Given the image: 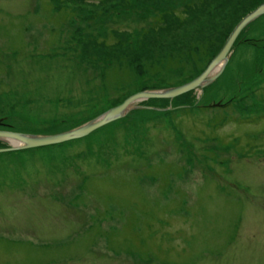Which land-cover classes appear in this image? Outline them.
I'll use <instances>...</instances> for the list:
<instances>
[{
  "label": "rangeland",
  "instance_id": "374dc122",
  "mask_svg": "<svg viewBox=\"0 0 264 264\" xmlns=\"http://www.w3.org/2000/svg\"><path fill=\"white\" fill-rule=\"evenodd\" d=\"M262 4L0 0V128L66 131L185 85ZM224 65L79 140L1 151L0 264H264V14Z\"/></svg>",
  "mask_w": 264,
  "mask_h": 264
},
{
  "label": "water",
  "instance_id": "95a60500",
  "mask_svg": "<svg viewBox=\"0 0 264 264\" xmlns=\"http://www.w3.org/2000/svg\"><path fill=\"white\" fill-rule=\"evenodd\" d=\"M264 14V4L260 5L259 8L255 9L252 13L248 14L243 18L233 30L231 36L227 39L226 44L222 50L218 53L210 66L199 76V78L190 81L189 83L182 86H171L167 88H159L156 90L147 89L145 91L137 92L134 95L123 101L122 104L112 106V108L105 110L100 116L90 119L87 122L80 124L77 127L61 131L57 133H26L15 130H4L0 128V139H5L10 142L11 146L1 147V151H12V150H24L32 149L35 147H46V145H57L67 143L72 140H79L89 136L94 131L101 129L104 125L112 123L113 121L122 119L127 115L128 112L134 110V108L140 107V101H144L148 98H175L183 93H187L190 90L199 89L207 86L214 81L222 73L224 64L229 60L231 50L235 44L238 36L243 32V29L257 17ZM0 124H4L3 120L0 119Z\"/></svg>",
  "mask_w": 264,
  "mask_h": 264
},
{
  "label": "trees",
  "instance_id": "16d2710c",
  "mask_svg": "<svg viewBox=\"0 0 264 264\" xmlns=\"http://www.w3.org/2000/svg\"><path fill=\"white\" fill-rule=\"evenodd\" d=\"M4 121V119H2Z\"/></svg>",
  "mask_w": 264,
  "mask_h": 264
}]
</instances>
